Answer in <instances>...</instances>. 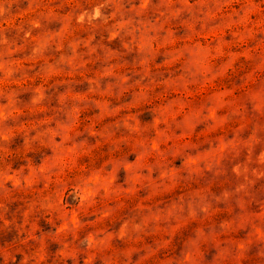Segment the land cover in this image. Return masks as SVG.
<instances>
[{
	"label": "rangeland",
	"instance_id": "obj_1",
	"mask_svg": "<svg viewBox=\"0 0 264 264\" xmlns=\"http://www.w3.org/2000/svg\"><path fill=\"white\" fill-rule=\"evenodd\" d=\"M0 264H264V0H0Z\"/></svg>",
	"mask_w": 264,
	"mask_h": 264
}]
</instances>
